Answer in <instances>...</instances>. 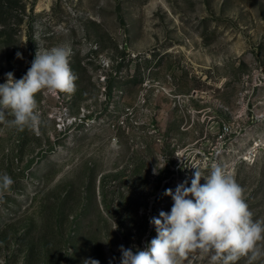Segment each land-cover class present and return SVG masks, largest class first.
Instances as JSON below:
<instances>
[{
	"label": "rangeland",
	"instance_id": "374dc122",
	"mask_svg": "<svg viewBox=\"0 0 264 264\" xmlns=\"http://www.w3.org/2000/svg\"><path fill=\"white\" fill-rule=\"evenodd\" d=\"M54 46L75 92L37 95L38 130L0 122V264H120L194 167L264 220V0H0V84Z\"/></svg>",
	"mask_w": 264,
	"mask_h": 264
},
{
	"label": "clouds",
	"instance_id": "9594fccd",
	"mask_svg": "<svg viewBox=\"0 0 264 264\" xmlns=\"http://www.w3.org/2000/svg\"><path fill=\"white\" fill-rule=\"evenodd\" d=\"M71 55V49L65 46L43 50L38 47L22 78L6 73V82L0 84V122L20 131L38 130L41 114L37 95L72 94L76 90ZM16 57L22 59V53L17 52ZM6 110L13 117L11 120H6ZM164 166L157 164L153 174ZM194 168L190 186L185 182L174 193L172 189L165 191L172 197L173 205L170 212L160 211L158 217L150 219L156 236L147 248L134 253L121 245L120 264H185L194 254L206 258L208 264H237L242 258L246 264L264 260V220L253 219L244 189L225 166L213 164L207 175ZM13 184L11 176L0 175V198ZM82 264L100 262L85 258Z\"/></svg>",
	"mask_w": 264,
	"mask_h": 264
}]
</instances>
